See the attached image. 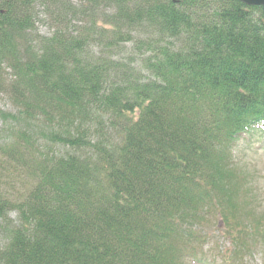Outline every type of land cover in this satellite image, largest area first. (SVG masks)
Wrapping results in <instances>:
<instances>
[{
  "label": "trees",
  "instance_id": "16d2710c",
  "mask_svg": "<svg viewBox=\"0 0 264 264\" xmlns=\"http://www.w3.org/2000/svg\"><path fill=\"white\" fill-rule=\"evenodd\" d=\"M1 93L0 264H199L212 219L226 260L264 250L233 157L264 134V6L0 0Z\"/></svg>",
  "mask_w": 264,
  "mask_h": 264
},
{
  "label": "rangeland",
  "instance_id": "374dc122",
  "mask_svg": "<svg viewBox=\"0 0 264 264\" xmlns=\"http://www.w3.org/2000/svg\"><path fill=\"white\" fill-rule=\"evenodd\" d=\"M109 11L112 9L109 7ZM41 14V13H40ZM41 18L45 19L43 14L40 15ZM40 18V19H41ZM41 19L36 25L39 30L40 35L50 36L53 33L51 25ZM135 37L146 38L147 35L142 31L133 30L132 33ZM125 51L128 53L131 52L132 44H127ZM98 48H95L97 50ZM0 109L3 112H13V105L9 97L1 93L0 94ZM5 121L0 118V131L3 130L6 126L4 125ZM8 134H5L6 136ZM264 143V134H258V131L254 132L252 135H246L243 139L239 140L233 149V157L235 163H240L243 167V172L246 174L248 179V185L253 190L252 192L255 195V205L258 206V212L264 213V148L262 147ZM262 145V146H261ZM60 153L63 152V149L59 147L56 148ZM256 213L257 210L255 209ZM12 218L16 219L17 213H9ZM213 224H207L205 230L210 239L205 247V251L201 252L203 257L201 263L199 264H238L237 262H231L226 260L225 257L229 256V249L233 246L231 245L230 239L220 235L223 233L221 230L219 232L218 225H215V220L212 219ZM193 264H198L197 262ZM245 264H264V250H255L254 253L246 257Z\"/></svg>",
  "mask_w": 264,
  "mask_h": 264
},
{
  "label": "water",
  "instance_id": "95a60500",
  "mask_svg": "<svg viewBox=\"0 0 264 264\" xmlns=\"http://www.w3.org/2000/svg\"><path fill=\"white\" fill-rule=\"evenodd\" d=\"M251 6H264V0H238Z\"/></svg>",
  "mask_w": 264,
  "mask_h": 264
}]
</instances>
